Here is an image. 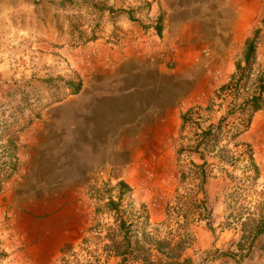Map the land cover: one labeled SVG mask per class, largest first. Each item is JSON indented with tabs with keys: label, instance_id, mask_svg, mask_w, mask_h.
I'll use <instances>...</instances> for the list:
<instances>
[{
	"label": "rangeland",
	"instance_id": "374dc122",
	"mask_svg": "<svg viewBox=\"0 0 264 264\" xmlns=\"http://www.w3.org/2000/svg\"><path fill=\"white\" fill-rule=\"evenodd\" d=\"M221 3L199 16L196 66L175 75L186 93L172 103L175 123L136 118L116 139L104 121L107 49L143 43L176 72L174 49L160 47L162 11L142 0H0V151L16 144L0 187V264H138L130 248L120 255L127 229L154 244V264H264V232L254 236L256 221L264 227V107L244 129L264 86V0ZM68 79L80 81L76 94ZM118 182L130 188L120 199Z\"/></svg>",
	"mask_w": 264,
	"mask_h": 264
},
{
	"label": "crops",
	"instance_id": "0c3cea01",
	"mask_svg": "<svg viewBox=\"0 0 264 264\" xmlns=\"http://www.w3.org/2000/svg\"><path fill=\"white\" fill-rule=\"evenodd\" d=\"M142 1L151 4L150 11L153 16L157 15L159 9L162 11L164 18L159 35L160 47L162 45L163 48L174 49L177 71H167L159 63L157 53L149 54L143 43L138 44L136 48L118 47L113 52L107 49L104 121L106 135L116 139H124L133 132V126L131 128L125 124H136V118L143 120L148 117H161L168 124L175 123V108L172 103L186 94L180 85L181 79L176 85L175 75L182 73L185 62H190L188 66H196L193 63L198 59L196 46L200 29L203 28L202 23H205L199 21L200 14L216 11V7L220 10L222 5L221 0H218L219 3L216 0ZM209 26L205 25L206 28ZM121 27L124 31L132 30L133 36L139 34L132 23H122ZM178 42H181L182 46H176ZM86 161L89 163V160Z\"/></svg>",
	"mask_w": 264,
	"mask_h": 264
},
{
	"label": "trees",
	"instance_id": "16d2710c",
	"mask_svg": "<svg viewBox=\"0 0 264 264\" xmlns=\"http://www.w3.org/2000/svg\"><path fill=\"white\" fill-rule=\"evenodd\" d=\"M145 8H148V4L144 5ZM109 11V10H108ZM118 13H125L127 15H131L133 12L130 10H119ZM154 31L156 34L160 33V19H157V24L154 27ZM253 39L249 40L245 44V51H244V56H243V63L244 65H249L251 57L253 55ZM239 68V65H236V69ZM62 82V86L65 87L68 91V95H73L76 94L79 89H80V81L79 80H60ZM247 106V122L244 125V129L246 128L248 124V119L249 116L256 111L260 110L261 108L264 107V86L260 89V91L256 94L253 95L246 103ZM40 110V109H38ZM37 114L32 115V118H36ZM5 134V129L3 126H0V138L4 136ZM240 134V132L236 133L235 137H237ZM0 151V187L1 184L10 176V174L14 173L16 170V144L14 140H8L4 146L1 147ZM245 153L248 154L249 159L251 158L250 150L245 147L244 149ZM253 178H256V170L253 168ZM117 197L120 199L122 195L129 194L130 193V188L127 187L124 183L118 182L117 184ZM108 205L110 207V210H115L117 208L116 204L112 201L109 200ZM145 218L143 217L142 221L145 223ZM136 222V221H134ZM125 221H121L120 227L123 228ZM130 225L132 221L130 220L128 222ZM142 223V222H140ZM262 222H255V232L254 236L261 234L264 232V227L261 224ZM127 229V228H126ZM124 235L122 237L123 241V250L120 252V255H124L128 250L127 247L130 248V255H133L134 259H138L140 262L138 264H154L150 261V252L153 249L151 245L154 247V244L149 241V239H146L143 237V242L144 244H140L139 240L136 238V233L135 231L131 230H124ZM253 236V237H254ZM146 240V242H145ZM132 243V246H130ZM156 245H158V242H155ZM157 251V250H156ZM124 264V262H122Z\"/></svg>",
	"mask_w": 264,
	"mask_h": 264
}]
</instances>
